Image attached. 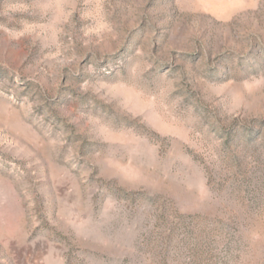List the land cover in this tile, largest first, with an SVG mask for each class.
<instances>
[{
  "label": "rangeland",
  "instance_id": "1",
  "mask_svg": "<svg viewBox=\"0 0 264 264\" xmlns=\"http://www.w3.org/2000/svg\"><path fill=\"white\" fill-rule=\"evenodd\" d=\"M0 264H264V0H0Z\"/></svg>",
  "mask_w": 264,
  "mask_h": 264
}]
</instances>
